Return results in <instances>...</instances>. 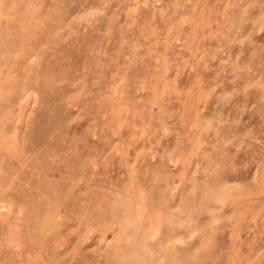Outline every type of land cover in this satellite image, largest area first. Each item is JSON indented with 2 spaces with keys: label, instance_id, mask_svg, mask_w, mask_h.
Masks as SVG:
<instances>
[{
  "label": "rangeland",
  "instance_id": "374dc122",
  "mask_svg": "<svg viewBox=\"0 0 264 264\" xmlns=\"http://www.w3.org/2000/svg\"><path fill=\"white\" fill-rule=\"evenodd\" d=\"M0 264H264V0H0Z\"/></svg>",
  "mask_w": 264,
  "mask_h": 264
}]
</instances>
